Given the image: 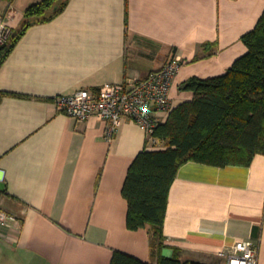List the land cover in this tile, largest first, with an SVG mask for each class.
<instances>
[{
	"label": "crops",
	"instance_id": "obj_1",
	"mask_svg": "<svg viewBox=\"0 0 264 264\" xmlns=\"http://www.w3.org/2000/svg\"><path fill=\"white\" fill-rule=\"evenodd\" d=\"M263 11L264 0H66L31 24L0 63V209L17 218L0 225V264H109L113 250L155 264L149 225L127 227L122 187L136 155L164 143L127 117L108 141L103 121L67 116L54 98L143 77L178 56L173 109L193 98L184 81L222 75L247 52L242 37ZM23 18L14 11L12 32ZM168 114L154 110L161 123ZM242 240L264 264V154L246 166L183 163L162 253L222 264L217 252Z\"/></svg>",
	"mask_w": 264,
	"mask_h": 264
},
{
	"label": "trees",
	"instance_id": "obj_2",
	"mask_svg": "<svg viewBox=\"0 0 264 264\" xmlns=\"http://www.w3.org/2000/svg\"><path fill=\"white\" fill-rule=\"evenodd\" d=\"M57 1L41 0L27 7L20 27L0 49V63L31 24L62 10L66 0ZM242 39L247 52L224 74L191 77L181 84L193 98L173 108L152 134L165 147L140 151L128 168L122 187L126 224L131 230L149 225L151 245L158 250L155 264H205L183 261L174 249L170 256L162 253L169 189L179 167L187 161L246 166L255 154H264V11ZM109 264L152 263L113 250Z\"/></svg>",
	"mask_w": 264,
	"mask_h": 264
},
{
	"label": "built area",
	"instance_id": "obj_3",
	"mask_svg": "<svg viewBox=\"0 0 264 264\" xmlns=\"http://www.w3.org/2000/svg\"><path fill=\"white\" fill-rule=\"evenodd\" d=\"M1 1V0H0ZM14 14L11 4L0 10V49L11 34L9 18ZM182 65L178 56H171L158 70L143 77H134L122 83H105L95 91L79 89L54 98L57 111L76 120L91 117L105 123V138L110 141L123 118L140 124L149 138L157 124L154 110L169 113L172 109L170 88L175 74ZM17 218L0 209V225L15 223ZM222 264H258V251L252 241H235L229 248L219 250Z\"/></svg>",
	"mask_w": 264,
	"mask_h": 264
},
{
	"label": "rangeland",
	"instance_id": "obj_4",
	"mask_svg": "<svg viewBox=\"0 0 264 264\" xmlns=\"http://www.w3.org/2000/svg\"><path fill=\"white\" fill-rule=\"evenodd\" d=\"M41 0H1L0 1V10H2L3 6L6 7L7 3H11V7L14 9V11L16 12V15L19 16V14L21 13H25V10L27 9V7H29L31 4L39 2ZM61 0H58L57 2L59 3ZM58 5V4H57ZM4 7V8H5ZM12 17V16H10ZM10 24V23H9ZM12 31V30H11ZM10 38V36H9ZM9 40V39H8ZM171 101V98H170ZM254 244V243H253ZM258 251V247L257 245H255Z\"/></svg>",
	"mask_w": 264,
	"mask_h": 264
}]
</instances>
